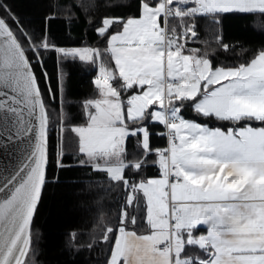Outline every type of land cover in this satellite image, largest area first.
<instances>
[{
  "label": "snow or ice",
  "instance_id": "1",
  "mask_svg": "<svg viewBox=\"0 0 264 264\" xmlns=\"http://www.w3.org/2000/svg\"><path fill=\"white\" fill-rule=\"evenodd\" d=\"M100 6L82 5L95 38L81 42L57 35L53 15L26 27L0 0V149L23 153L0 185V264H41L34 217L71 168L105 173L118 194L106 264H264V45L231 65L187 47L200 20L264 22V0H135L115 17ZM77 62L98 67L78 115L64 90Z\"/></svg>",
  "mask_w": 264,
  "mask_h": 264
},
{
  "label": "trees",
  "instance_id": "2",
  "mask_svg": "<svg viewBox=\"0 0 264 264\" xmlns=\"http://www.w3.org/2000/svg\"><path fill=\"white\" fill-rule=\"evenodd\" d=\"M8 3L26 27L39 29L42 20L53 15L57 19L53 21L52 29L57 35L66 34L81 42L95 38L94 30L87 27L88 18L82 7L88 0H8ZM134 3L135 0H100L99 11L115 17L128 13ZM95 15L96 11L92 10L91 16ZM221 34L224 44L229 46L227 50L217 43L216 35ZM198 37L187 47L198 49L201 55L206 54L213 64H238L249 59L254 50L264 45V22L259 16H227L222 25L209 27L206 21L200 20ZM46 63L52 78L51 86L59 88L54 58ZM68 69L70 75L64 90L67 98L73 101L71 111L78 115L80 103L95 92L93 78L98 67L77 62L69 65ZM63 99L58 92L57 103H62ZM185 116L191 118L192 114L186 112ZM209 123L216 126L215 121ZM159 130H162L159 125L151 128L153 143L163 145L164 140L155 136ZM66 150L71 151L70 148ZM145 171L151 175L157 170L148 167ZM59 176V183H48L44 187L34 217L33 232L38 234L36 243L41 264H106L110 251L103 233L106 231V221L111 220L118 211L117 192L103 172L90 173L88 168H71L60 171ZM204 231L200 227L197 234Z\"/></svg>",
  "mask_w": 264,
  "mask_h": 264
},
{
  "label": "water",
  "instance_id": "3",
  "mask_svg": "<svg viewBox=\"0 0 264 264\" xmlns=\"http://www.w3.org/2000/svg\"><path fill=\"white\" fill-rule=\"evenodd\" d=\"M0 57H2V54H0ZM0 70H3L2 64H0ZM22 155V152L12 150H10V154H5L3 149H0V185L4 184L5 175L13 172L17 168V165H19L22 159ZM5 195L6 193L0 188V198H3Z\"/></svg>",
  "mask_w": 264,
  "mask_h": 264
},
{
  "label": "built area",
  "instance_id": "4",
  "mask_svg": "<svg viewBox=\"0 0 264 264\" xmlns=\"http://www.w3.org/2000/svg\"><path fill=\"white\" fill-rule=\"evenodd\" d=\"M191 42H192V41H189V43H191ZM189 43H188V44H189ZM53 136L55 137V131L53 132ZM164 143H165V141H164Z\"/></svg>",
  "mask_w": 264,
  "mask_h": 264
},
{
  "label": "crops",
  "instance_id": "5",
  "mask_svg": "<svg viewBox=\"0 0 264 264\" xmlns=\"http://www.w3.org/2000/svg\"><path fill=\"white\" fill-rule=\"evenodd\" d=\"M202 228H204L205 230H206V228L205 227H203V226H201Z\"/></svg>",
  "mask_w": 264,
  "mask_h": 264
}]
</instances>
